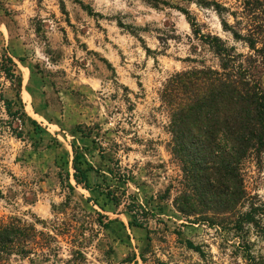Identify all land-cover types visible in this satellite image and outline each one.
<instances>
[{
	"label": "rangeland",
	"instance_id": "obj_1",
	"mask_svg": "<svg viewBox=\"0 0 264 264\" xmlns=\"http://www.w3.org/2000/svg\"><path fill=\"white\" fill-rule=\"evenodd\" d=\"M216 4L242 11L237 0H0V218L62 231L41 264H264V158L245 166L242 232L190 224L173 206L181 172L160 91L202 60L218 65L189 20L248 52ZM21 107L28 118L10 115Z\"/></svg>",
	"mask_w": 264,
	"mask_h": 264
},
{
	"label": "trees",
	"instance_id": "obj_2",
	"mask_svg": "<svg viewBox=\"0 0 264 264\" xmlns=\"http://www.w3.org/2000/svg\"><path fill=\"white\" fill-rule=\"evenodd\" d=\"M237 1L240 13L217 4L215 8L223 31L248 52L240 53L218 36L204 35L196 21L189 20L195 38L218 65L207 66L202 60L175 73L162 86L160 99L170 119V154L181 172L173 206L190 224L242 232L253 219V209L243 212L249 198L245 166L260 164L264 158V0ZM225 16H232L234 24ZM3 72L21 88V77L9 57ZM16 97L21 100L19 89ZM13 106V101L6 102L9 112ZM19 111L27 117L22 107L10 115ZM77 172L76 182L87 186L86 173ZM58 235L18 218H0V263L14 256L30 264L48 261L51 255L58 256Z\"/></svg>",
	"mask_w": 264,
	"mask_h": 264
}]
</instances>
